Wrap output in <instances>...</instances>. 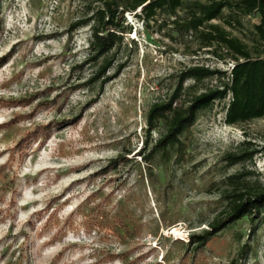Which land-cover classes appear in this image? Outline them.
I'll use <instances>...</instances> for the list:
<instances>
[{
  "label": "rangeland",
  "instance_id": "obj_1",
  "mask_svg": "<svg viewBox=\"0 0 264 264\" xmlns=\"http://www.w3.org/2000/svg\"><path fill=\"white\" fill-rule=\"evenodd\" d=\"M100 1H1L0 264H229L242 246L239 264H264V212L187 247L224 207L230 176L252 172L246 181L264 187V117L230 126L227 99L216 101L168 157L148 170L138 156L150 106L169 99L189 66L225 71L229 56L176 33L167 14L146 26L139 9L120 11L132 0H106L132 28L106 56L109 81L83 86L97 64L87 61L89 26L75 24ZM257 23L225 9L210 24L251 48ZM221 81L187 79L176 106ZM163 131L159 123L150 138ZM244 142L259 153L228 166L224 156Z\"/></svg>",
  "mask_w": 264,
  "mask_h": 264
},
{
  "label": "trees",
  "instance_id": "obj_2",
  "mask_svg": "<svg viewBox=\"0 0 264 264\" xmlns=\"http://www.w3.org/2000/svg\"><path fill=\"white\" fill-rule=\"evenodd\" d=\"M94 9L95 12L90 17L76 22L75 27L89 26L87 61L97 64V70L83 86L98 82L101 88L110 79L105 78L104 73L111 67L112 59L106 56L120 45L123 34L129 33L132 25L128 27L125 24L127 22L122 12L118 18L120 12L114 2L102 0ZM137 9L140 10L138 15L135 12ZM225 9L243 16L253 13L258 16V23L253 26L254 46L250 48L239 39L231 37L221 26L210 24L219 19ZM120 11L135 12L133 16L146 26L150 20L156 21L155 17L159 13L167 14L176 33L195 35L200 39L201 48L207 49L209 55L223 60L217 53L222 49L225 56H229V60L233 62L230 71L189 66L181 72L169 99L150 106L145 118L147 138L142 142L141 152L138 151L140 160L148 170L156 155L168 157L170 151L179 149L183 133L195 123L197 114L209 109L216 101L227 99L224 116L227 125H242L264 117V0H132L126 9ZM225 23L231 25L229 21ZM120 68L119 66L117 70ZM206 77L222 81L216 87L194 95L185 105L176 106V101L182 96L183 83L187 79L199 81ZM159 123H162L164 131L153 141L150 133ZM250 145L249 142L242 143L241 150L225 155L223 160L228 166L251 162L259 152ZM127 154L129 153L119 154L116 160H125ZM252 176V172L244 171L229 177L232 188L223 196L224 207L209 223L207 230L190 235L187 247L201 249L209 238L227 227L243 218L253 222L254 215L264 212V187L257 182L246 181ZM246 252L247 246H242L238 256L229 264H239L238 257L242 258Z\"/></svg>",
  "mask_w": 264,
  "mask_h": 264
},
{
  "label": "built area",
  "instance_id": "obj_3",
  "mask_svg": "<svg viewBox=\"0 0 264 264\" xmlns=\"http://www.w3.org/2000/svg\"><path fill=\"white\" fill-rule=\"evenodd\" d=\"M232 68H233V62H231V61L227 62V64H226L227 71H230Z\"/></svg>",
  "mask_w": 264,
  "mask_h": 264
}]
</instances>
